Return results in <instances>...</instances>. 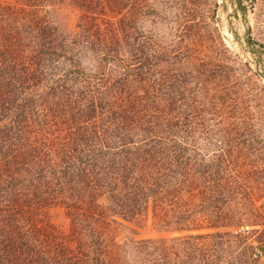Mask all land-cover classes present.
<instances>
[{
  "label": "trees",
  "instance_id": "trees-1",
  "mask_svg": "<svg viewBox=\"0 0 264 264\" xmlns=\"http://www.w3.org/2000/svg\"><path fill=\"white\" fill-rule=\"evenodd\" d=\"M142 1L0 0V264H118L111 224L150 210L179 230L234 223L231 180L195 145L206 121L183 110L184 90L165 98L163 49L139 43ZM63 9L75 32L53 20Z\"/></svg>",
  "mask_w": 264,
  "mask_h": 264
},
{
  "label": "rangeland",
  "instance_id": "rangeland-1",
  "mask_svg": "<svg viewBox=\"0 0 264 264\" xmlns=\"http://www.w3.org/2000/svg\"><path fill=\"white\" fill-rule=\"evenodd\" d=\"M143 4L148 7L136 23L139 43L147 38L164 51L152 53V63L157 80L164 78L170 90L165 98L172 90H184L187 98L179 101L183 110L194 122L206 121L207 130H196L195 145L231 180L232 191L223 196L231 204L223 213L234 223L208 227V221H198L202 227L179 230L173 221L164 226L154 220L150 210L147 219L111 224L109 256L118 264H264V0ZM129 12L126 8L124 14ZM52 17L63 30H77L78 13L63 9ZM120 18L111 21L116 25ZM86 57L92 55L78 59L87 75L95 71ZM124 57L132 67L138 63L127 53ZM174 210H169L170 220ZM203 215L200 211L195 216L202 220ZM57 216L53 221L63 223V216Z\"/></svg>",
  "mask_w": 264,
  "mask_h": 264
},
{
  "label": "water",
  "instance_id": "water-1",
  "mask_svg": "<svg viewBox=\"0 0 264 264\" xmlns=\"http://www.w3.org/2000/svg\"><path fill=\"white\" fill-rule=\"evenodd\" d=\"M240 6H241V9H242L243 13L246 14V12H247L246 8H244V7L242 6V4H240ZM247 42H248V44L252 47V49H253L254 51L261 53V52H260L255 46H253V43H252V41H251L250 39H248Z\"/></svg>",
  "mask_w": 264,
  "mask_h": 264
},
{
  "label": "built area",
  "instance_id": "built-area-1",
  "mask_svg": "<svg viewBox=\"0 0 264 264\" xmlns=\"http://www.w3.org/2000/svg\"><path fill=\"white\" fill-rule=\"evenodd\" d=\"M242 231H243V229L236 231V233H239V232H242Z\"/></svg>",
  "mask_w": 264,
  "mask_h": 264
},
{
  "label": "bare ground",
  "instance_id": "bare-ground-1",
  "mask_svg": "<svg viewBox=\"0 0 264 264\" xmlns=\"http://www.w3.org/2000/svg\"><path fill=\"white\" fill-rule=\"evenodd\" d=\"M241 7V6H240ZM242 13H243V11H242ZM244 14V13H243ZM244 17H245V15H244Z\"/></svg>",
  "mask_w": 264,
  "mask_h": 264
}]
</instances>
